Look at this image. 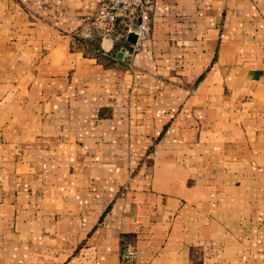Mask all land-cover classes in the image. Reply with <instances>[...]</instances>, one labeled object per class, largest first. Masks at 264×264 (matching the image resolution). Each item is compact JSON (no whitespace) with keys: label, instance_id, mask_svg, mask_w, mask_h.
Returning a JSON list of instances; mask_svg holds the SVG:
<instances>
[{"label":"crops","instance_id":"1","mask_svg":"<svg viewBox=\"0 0 264 264\" xmlns=\"http://www.w3.org/2000/svg\"><path fill=\"white\" fill-rule=\"evenodd\" d=\"M97 6L0 0V264H264V0Z\"/></svg>","mask_w":264,"mask_h":264},{"label":"built area","instance_id":"2","mask_svg":"<svg viewBox=\"0 0 264 264\" xmlns=\"http://www.w3.org/2000/svg\"><path fill=\"white\" fill-rule=\"evenodd\" d=\"M156 0H98L96 10L84 18L105 32L115 30L122 24L128 33H135L137 40L145 39L150 31V21ZM136 250L126 245L122 250L123 260L130 262Z\"/></svg>","mask_w":264,"mask_h":264},{"label":"water","instance_id":"3","mask_svg":"<svg viewBox=\"0 0 264 264\" xmlns=\"http://www.w3.org/2000/svg\"><path fill=\"white\" fill-rule=\"evenodd\" d=\"M123 55V51L119 52L118 56H122Z\"/></svg>","mask_w":264,"mask_h":264},{"label":"trees","instance_id":"4","mask_svg":"<svg viewBox=\"0 0 264 264\" xmlns=\"http://www.w3.org/2000/svg\"><path fill=\"white\" fill-rule=\"evenodd\" d=\"M100 53H102V52L100 51Z\"/></svg>","mask_w":264,"mask_h":264}]
</instances>
